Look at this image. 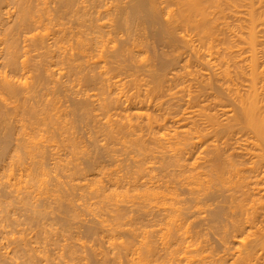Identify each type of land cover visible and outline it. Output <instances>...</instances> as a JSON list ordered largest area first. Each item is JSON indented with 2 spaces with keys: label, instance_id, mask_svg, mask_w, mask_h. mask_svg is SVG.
Returning <instances> with one entry per match:
<instances>
[{
  "label": "bare ground",
  "instance_id": "1",
  "mask_svg": "<svg viewBox=\"0 0 264 264\" xmlns=\"http://www.w3.org/2000/svg\"><path fill=\"white\" fill-rule=\"evenodd\" d=\"M148 28L173 49L149 56ZM1 125L29 206L21 222L18 193L0 206L1 264H264V0H0ZM52 145L65 165L88 154L68 186Z\"/></svg>",
  "mask_w": 264,
  "mask_h": 264
},
{
  "label": "rangeland",
  "instance_id": "2",
  "mask_svg": "<svg viewBox=\"0 0 264 264\" xmlns=\"http://www.w3.org/2000/svg\"><path fill=\"white\" fill-rule=\"evenodd\" d=\"M145 27H146V26H145ZM146 28H147V27H146ZM145 30H146V31H143L144 33H141L140 31H138L137 34H139L138 37H140V35H141V37H145L146 40L148 41V42H147V45H148L147 48H148V49H146V50H149V51L147 52L149 56L153 55V52H155V51H156L157 53H160V54L163 53V54H164V52H167V53H168L169 50H170L171 48L173 49V46H171L170 42L167 41L166 39H164L163 37H161V36H160V33H159V34L157 33L158 30L155 31V29H152V28H151V29L148 28V29H145ZM158 32H159V31H158ZM142 34H143V35H142ZM174 43H175V42H174ZM176 43H177V45L179 44V45H178V48L180 49L181 43H179V42H177V41H176ZM172 44H173V43H172ZM173 45H175V44H173ZM175 47H177V46L175 45ZM175 47H174V48H175ZM163 56H164V55H163ZM164 57H165V56H164ZM165 59H166V58H165ZM165 59H164V62H166ZM168 59H169V60H167V59H166V60H167V61L173 60V59H170V58H168ZM171 62H172V61H170V63H171ZM176 62H178V61H177V60H174L173 63H172L171 65H169V64H170L169 62H168V65H167V63H165V66L167 65L166 67H168V66H169V67L166 68V67L164 66V70H163V72H165V69H166V72L169 74V71H170L171 69H172V70H173V69L175 70L176 68L174 67L173 64L176 63ZM178 64L181 65V62L178 63ZM178 64H176L175 66L179 67ZM172 65H173V66H172ZM179 68H180V67H179ZM177 69H178V68H177ZM172 70H171V71H172ZM115 72H116V70H115ZM167 73H166V76H167ZM146 78H149V79H150L149 76H146ZM68 101H69V102H68ZM71 101H72V100H71ZM67 102H68V103H71L69 99H68L66 102H64V103H67ZM71 104H72V103H71ZM65 105H67V104H65ZM69 105H70V104H69ZM71 116H72V115H70V116H68V117H71ZM73 116L75 117L76 115H73ZM75 118L77 119V117H75ZM75 118L72 117V119H75ZM75 121H77V120H75ZM76 123H77V122H76ZM76 123H75V124H76ZM77 125L80 126L81 124H80V123H77ZM77 125H76V126H77ZM169 125H171V124L169 123ZM2 127H3V126L1 125V127H0L1 129H0V130L4 129V128H2ZM79 128H80V127H79ZM74 129L83 132L81 129H78V128L76 129V127H75ZM73 131H74V130H73ZM2 132H4V134H5V130H4V131L2 130ZM2 132H0V136H3V135H4V134L1 135ZM81 132H79L80 135H79V134H78V135H79L80 137H82V135L84 134V135H83L84 139H83V138L81 139V138H79V137L77 136V138H79V139H77V141L79 142V140L81 139V140H83V141L85 142V146L87 145V147L84 148V149H85V151L88 152L89 155L91 156L90 160H92V162H95V161H96V162H97V164L95 163L96 165H102L103 162H104L103 165H105V161H104V160H106V159H102L103 157H105V158L108 157V156H107V157L105 156V155L108 154V153L105 152V151H106L105 146H104V147L98 146V147L94 148V147L92 146L91 143L89 144V140L92 138V137H91V134H88V133H86V132H83V134L81 135ZM77 133H78V132L76 131V135H77ZM145 133H146V132H145ZM145 133H143V134H145ZM64 134L66 135L65 132H64ZM74 134H75V133H74ZM146 134H147V133H146ZM146 134L143 135V137L147 136ZM65 135H64V136H65ZM5 136H6V135H5ZM64 136L62 135V137H64ZM100 136H101V135L99 134V139H100V141L102 140L101 142H104V141H103L104 136H102V137H100ZM0 139H1V137H0ZM81 140H80V143L83 142V141L81 142ZM109 141H110V140L108 139V141H106V143L109 142ZM84 142H83V143H84ZM101 142H100V143H101ZM49 144L51 145L52 143L49 142L48 145H49ZM55 144H56V143L54 142L53 145H55ZM11 145H12V147H13V144H11ZM11 145H10V146H11ZM53 145L50 146V147L47 148V149H49V151L51 150V153H53L54 150H56L55 153H57L56 146L53 147ZM63 145L65 146V144H63ZM80 145H81V144H78V146H80ZM64 146H62V149H63V150H61V148L58 149V152H59V150H61L62 152L60 151V152L57 153V154L54 153V154L56 155V158H57V155H58V154H59L58 156L61 155V158H62V162L60 163L61 165L58 164V163L56 162L57 165H56V163H55V165H56L57 167H53L54 163H52V165H51V163H50L48 167H49V168H54V169H49L48 167H47V168H48V170H51V171H53V172L57 169V170H56L57 174H56V172L53 174V172L49 171V175H48V176H49V177H53V176L56 177V175H58L59 178L61 177V178L59 179V181H61V179H62V182H63V181L66 182V183H64V184H65V185L67 184L66 186H68V182H67V181H69V180H68V178H67L68 176L66 177V173H65V172H66L67 170H66L65 168L67 167V169H69L68 167H70V165H71L72 167H70V168H72L73 170H71V169H70V170H71L72 173H73V171L75 170V169H74V168H75V167H74V166H75L74 164L77 163V164H80V166H78V167H81V166H82L83 169H84V165L88 164V159H87V157H86V156H88V154H86L85 156L82 154L84 157H86V159H83L84 157H82L81 153L79 152L80 154L77 153V157H78V154H79V156H80V155H81V156H80V158H77V159H76L77 162L74 160V162L72 161V162H69L68 165H65V163H66V164L68 163L67 160H69V159H68L67 155L69 156V154H68V153L65 154V151L67 150V148L64 149ZM116 146L118 147L117 144H116ZM112 147H115V145H113ZM112 147H111V148H112ZM119 147H120V146H119ZM10 149L12 150L11 147H10ZM52 149H53V150H52ZM109 149H110V148H109ZM114 149H115V148H114ZM11 150H9V152H10ZM64 150H65V151H64ZM117 150H118V151H114V153L116 152L117 154H118V153L120 154L121 150H120V152H119V148H118ZM52 151H53V152H52ZM85 151H84V152H85ZM66 152H67V151H66ZM104 152L106 153L105 155H104ZM63 153L65 154V156H64ZM116 153H115V154H116ZM102 156H103V157H102ZM81 157H82V158H81ZM59 158H60V157H59ZM59 158H57L56 160H58ZM63 158H64V159L67 158V160L65 159V160H66V161H65ZM93 158H94V159H93ZM108 158H109V157H108ZM108 158H107V159H108ZM94 160H95V161H94ZM98 160H99L100 164H98ZM101 160H103V161H101ZM108 160H110V159H108ZM64 161H65V163H64ZM106 161H107V160H106ZM53 162H54V161H53ZM75 162H76V163H75ZM108 162H110V161H108ZM1 163H2V162H1ZM63 163H64V164H63ZM70 163H71V164H70ZM72 163H74V164H72ZM7 164H8V163L6 162V164H5L6 169H5V168L3 169V174H4V176H3V174H2V168L5 167V166H3L4 164H2V165L0 164V172H1V173H0V186H1V187L3 186V189H2V190H4V189L6 188L7 191H8V189L10 190L9 187L12 185V183L10 184L9 182H12L13 180H12V181L9 180V177L11 176V175H10V173H11V169H10V168H11L12 166H9V165H7ZM77 164H76V166H77ZM106 164H107V162H106ZM108 164H109V163H108ZM55 165H54V166H55ZM59 165H60L61 167H59ZM62 165H65V166H62ZM73 165H74V166H73ZM8 166H9V167H8ZM14 166H15V167H14ZM14 166H13V167H14L13 169H14V170L17 169V170L20 172L19 168H18V167L16 168V165H14ZM55 168H56V169H55ZM62 168H63V169H62ZM59 169H60V170H59ZM4 170L6 171V176H7V177L5 176V173H4L5 171H4ZM17 170H16V171H17ZM58 170H59V172H58ZM8 172H10V173H8ZM14 172H15V171H14ZM14 172H13V173H14ZM21 172H23L22 169H21ZM7 173H8V174H7ZM16 173L18 174V172H16ZM50 173H51V174H50ZM67 173H69V172H67ZM72 173L70 172V174H72ZM77 173H78V172H77ZM52 174H53V175H52ZM55 174H56V175H55ZM79 174H80V173H79ZM48 176H46V178H47ZM58 176H57V178H58ZM71 176L73 177V175H71ZM75 176H76V174H75ZM77 176H78V175H77ZM77 176H76V178H77ZM79 176H80V175H79ZM79 176H78L77 179H79ZM65 177H66L67 181L65 180ZM72 177H71V178H72ZM6 178H7V180H6ZM11 178H12V177H10V179H11ZM74 178H75V177H74ZM49 179H51L50 182L53 180V178H47L48 181H49ZM77 179H76V182H77ZM5 180H6V182H5ZM1 181H2V183H1ZM3 181H4V182H3ZM48 181H46V182H48ZM78 181H79V180H78ZM7 182L10 184L9 186H6V185L8 184ZM74 182H75V180H74ZM3 183H7V184L2 185ZM14 183H15V180H14ZM48 183H49V182H48ZM17 184H18V183H17ZM21 184H22V183H20V185H18V187H19L20 189L17 187L16 184L14 185V186H16V187H15V188L13 187L14 189H11V190H13V192H11V195L9 194L10 197H9V195H8V198H10V199H9V200L7 199V203H6V201H5V200H6V197H7L6 195L8 194L7 191L5 190L4 193H2L3 191H2V192L0 191V194L2 193V194H4V196H6V197L4 198L5 200H2L3 198L0 199V200H2L3 202L5 201L4 203H6V204H4L2 201H0V206H4V205H5L4 208L6 207V208H5V211H6V209H7V211H8L9 208L11 209V212L13 211V210H12V207H13V206L11 205V203L13 204V202H10V200L15 199V195H17V193H18L20 190L22 191V192L20 191L22 194L25 193V191H24V189H23L24 186H23V188L20 187V186H22ZM62 184H63V183H62ZM62 184H61L60 186H61L62 190L65 191V185L62 186ZM60 186L58 185V187H60ZM7 187H8V188H7ZM11 187H12V186H11ZM52 187H53V188H56L57 186H56V187L51 186V188H52ZM58 187H57V188H58ZM63 187H64V189H63ZM21 188H22V189H21ZM53 188H52V189H53ZM61 188H60V189H61ZM58 189H59V188H58ZM58 189H57V190H58ZM76 189H77V187L74 188L73 190H71L69 187H68V189H67V187H66V190H67V191H68V190H71V191L73 192V191L76 190ZM0 190H1V189H0ZM11 190H10V191H11ZM62 190H61V191H62ZM15 191H16V192H15ZM61 191H59L60 195H61L62 192H64V191H62V192H61ZM67 191L64 192V193H67ZM5 192H6L7 194H5ZM8 192H9V191H8ZM21 193H18V195H20L19 200H17L18 202H20V201H21L20 199L24 196V194H23V196L21 197ZM64 193H62V194H64ZM68 193H69V192H68ZM68 193H67V194H68ZM74 193H76V194L79 193V190L74 191ZM74 193H73V196L76 195V194H74ZM48 194H49V196H50V192H48ZM52 194H53V191H52ZM71 194H72V193H71ZM18 195H17V197H18ZM69 195H70V194H69ZM79 195H80V193H79ZM1 196H2V195H0V197H1ZM12 196H14V198H13ZM67 196H68V195H67ZM67 196H66V197H67ZM73 196H71V197H73ZM11 197H12V198H11ZM40 197H41V196H40ZM61 197H62V196H61ZM66 197L63 196V199L66 198ZM69 197H70V196H69ZM76 197H79L78 194H77ZM41 198H42V197H41ZM43 198H44V196H43ZM66 199H67V198H66ZM66 199H64V200L66 201ZM73 199L77 200L75 197H73ZM15 200H16V199H15ZM41 200H42V199H41ZM48 200H49V199H48ZM48 200H45V202L47 201V203H48L47 206H51L52 204H51V205H49V204H50V203H53V202H49ZM51 200L53 201L52 198H51ZM64 200H63V201H64ZM138 200H139V199H138ZM138 200H136V201H138ZM17 201H16V203H17ZM37 201H38V200H37ZM43 201H44V200H43ZM63 201H62V202H63ZM78 201H79V198H78ZM78 201H77V202H78ZM139 201H140V200H139ZM14 202H15V201H14ZM31 202H32V201H31ZM35 202H36V201H35ZM45 202H44L43 204H46ZM62 202H61V204H62ZM16 203H14V204H16ZM21 203H22V202L19 203L20 206H22V205L24 204V203H23V204L21 205ZM14 204H13V205H14ZM35 204H37V205L39 206L38 203H35ZM35 204H33V202H32V203L30 204V206L33 205L32 207L35 208V207L37 206V205L35 206ZM40 204H41V203H40ZM43 204H42V205H43ZM58 204H59V203H58ZM61 204H59L60 206L55 207V209H54L53 207H51V208H49L48 210H50V209L53 208V210L55 211V210H57L56 208H58V209L61 208V206H62L63 204L66 205L65 203H63L62 205H61ZM140 204H142V203H140ZM8 205L11 206V207H8ZM19 205H18V208H20ZM27 205H28V204L23 205L24 207L26 206L25 209H27V208L29 207V206L27 207ZM53 205L56 206L55 202L53 203ZM53 205H52V206H53ZM14 206H15V205H14ZM23 206H22V207H23ZM34 206H35V207H34ZM47 206L44 205V206H42V209H40V208H41V205H40V206H39V209H40V210H43V209H44L43 207H45L44 210H45V212H46V208H48ZM66 206H67V205H66ZM66 206H62V208H64V209H59V210H60L59 212H61V210H63V211L67 214V207H66ZM16 207H17V205H16ZM22 207H21L20 210H18V211H17L18 208H13V209H16V211H17V212H16L15 210L13 211V212H16V213H13V214H15V215H14L15 218H16V214H17L19 211H20V213H18V217H19V214L22 215V216H20V218H16L17 220H19V222L24 221V220H27V219H24V218H26V216H25L26 214H24V213H27V211L29 212V208H28L27 210H25L24 208L22 209ZM32 207H30V208L33 209ZM65 207H66V209H65ZM36 209H37V207H36ZM0 210H1V207H0ZM2 210H3V213H6V212H4V209H3V208H2ZM22 210H23V212L21 213ZM48 210H47V213L49 212ZM9 211H10V210H9ZM24 211H25V212H24ZM54 211L50 210V212H51V213L53 212V213L51 214V213L49 212L50 215H49V214L47 215L48 218H47L46 216H44V217H45L44 220H45V221L47 222V224H48V222L50 221V219L53 217L52 221H50V223L48 224V227H49L50 225H52V224H53V226H55V225H54V223H55V224L57 225V228H56V227H53V228L59 230L60 227L58 228V226H59V224H60V225H62V229H64V227H65V226L63 227L64 222H63V224H61V220H62V219H61L60 217H58V219H56V218L54 219V216L56 215V213H57V215H59V216H60L61 213L58 214V211H56V212H54ZM63 211H62V212H63ZM78 211H79V209H78ZM42 212H43V211H42ZM45 212L42 213V216H43V214H45ZM0 213H1V212H0ZM65 213H64V214H65ZM53 214H55V215H53ZM84 214H85V213H84ZM28 215H29V213H27V216H28ZM57 215H56V216H57ZM12 216H13V215H12ZM24 216H25V217H24ZM50 216H52V217H50ZM61 216H62V218H63V216H64L63 213H62ZM84 217H85V215H84ZM21 218L24 219V220H22ZM49 218H50V219H49ZM64 218H68L67 215H66V217H64ZM64 218H63V220H65ZM85 218H87V216H86ZM20 219H21V220H20ZM29 219H30V218H29ZM47 219H48V220H47ZM60 219H61V220H60ZM30 220H31V219H30ZM55 220H56V221H55ZM68 220L70 221V224H69ZM68 220H66L67 222L65 221V224L67 225V227H65V228H68L69 225H71V220H70L69 218H68ZM27 221H28V220H27ZM27 221L24 222L23 226L25 225L24 228L27 227V229H26L27 236H28V237H32L33 234H34V233L36 232V230H37V226H35L34 223H32V224L36 227V229L34 228V226H32V227L34 228L35 231L33 230V228H32V231L30 230L31 232L28 231V229L31 228V227H30V226H31V223H30V221H29V223H30V224H29ZM53 221H54V222H53ZM32 222H34V220H33ZM51 222H52V223H51ZM22 223H23V222H22ZM27 223H28V225H27ZM78 223H79V222H78ZM87 223H89V222H87ZM87 223H86L85 225H87ZM68 224H69V225H68ZM82 224H84V223H82ZM90 224H91V222L89 223V225H90ZM26 225H27V226H26ZM29 225H30V226H29ZM75 225H79V226H82V227H83V225H81V223H80V224H75ZM85 225H84V226H85ZM91 225H93V224H91ZM19 226H20V225H19ZM19 226H17V228H18ZM28 226H29V227H28ZM79 226H78V228H77V226H76V228H77L76 231L79 230V229L81 228V227H79ZM21 227H22V225H21ZM21 227H20V228H21ZM85 227H86V226H85ZM22 228H23V227H22ZM49 228H50V227H49ZM83 228H84V227H83ZM83 228H81V230L77 231V233L80 232V231H83V230H82ZM55 229H54V230H55ZM62 229L60 230L61 233H62ZM52 230H53V229H52ZM27 231H28V232H27ZM33 231H34V233H32ZM64 231H65V230H63V234H64V233H67L66 231H65V232H64ZM84 231H85V230H84ZM84 231H83V232H84ZM55 232H56V231H55ZM57 232H58V231H57ZM29 233L31 234V236H29ZM52 233H53V231H52ZM59 233H60V232H59ZM55 234H56V233H54V236H55ZM63 234H59L60 237L63 238V237L65 236V235H64V236H61V235H63ZM80 234H81V232H80ZM80 234L78 233V235H80ZM82 234H83V233H82ZM84 234H85V233H84ZM59 235H58V236H59ZM0 236H2L1 233H0ZM18 236H19V235H18ZM52 236H53V235H52ZM81 236H82V235H81ZM83 236H84V235H83ZM126 236H127L126 234H122V237H126ZM33 237H34V236H33ZM55 237H57V236H55ZM0 238H1V237H0ZM57 238H58V237H57ZM82 238H84V237H82ZM0 240H1V239H0ZM60 240H62L61 242H63V240L65 241L64 238H63V239L59 238V242H60ZM61 242H60V243H61ZM8 243H9V242H8ZM17 243H18V241H17ZM17 243H16L15 245H13V246L18 245ZM62 244H63V243H62ZM214 245H215V244H214ZM3 246L5 247L6 245H3ZM3 246H2V248H4ZM11 246H12V244H11ZM11 246H9V247L11 248ZM13 246H12V247H13ZM18 247H20V246L18 245L17 248H18ZM21 247H22V246H21ZM103 247H104V246H103ZM0 248H1V247H0ZM6 248H7V247H6ZM6 248H4V249H2V250L5 251ZM216 248H219V246H217ZM0 250H1V249H0ZM7 250H9V249L7 248ZM1 252H2V251H1ZM1 252H0V254H1ZM6 252H7V251H6ZM3 253H4V255L6 254L5 252H3ZM4 255H2V258H3V259L6 258ZM9 255H11V254H9ZM9 255H8V256H9ZM8 256H7V257H8ZM9 257H10V256H9ZM9 257H8V258H9ZM2 258H1V255H0V259H1V260H3ZM6 260H7V258H6ZM6 260H3V262L6 261ZM13 260H14V259H13ZM19 260H20V259H19ZM19 260H18V261H19ZM11 261H12V259H11ZM11 261H10V258H9V263H10ZM14 261H15V262H18V261H16V260H14ZM38 261H42V260H38ZM7 262H8V261H7ZM7 262H6V263H7ZM12 262H13V261H12ZM43 262H45V261H42L41 263L43 264ZM1 263H2V261L0 262V264H1ZM9 263H8V264H9ZM39 263H40V262H39ZM45 263H46V262H45ZM4 264H5V263H4ZM11 264H12V263H11ZM13 264H14V263H13ZM18 264H20V261H19Z\"/></svg>",
  "mask_w": 264,
  "mask_h": 264
}]
</instances>
